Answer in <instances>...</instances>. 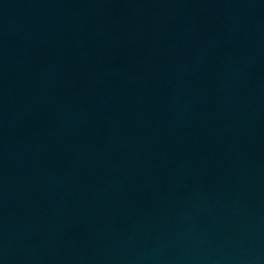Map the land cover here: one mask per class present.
Wrapping results in <instances>:
<instances>
[{"label":"water","instance_id":"1","mask_svg":"<svg viewBox=\"0 0 264 264\" xmlns=\"http://www.w3.org/2000/svg\"><path fill=\"white\" fill-rule=\"evenodd\" d=\"M0 264H264V0H0Z\"/></svg>","mask_w":264,"mask_h":264}]
</instances>
